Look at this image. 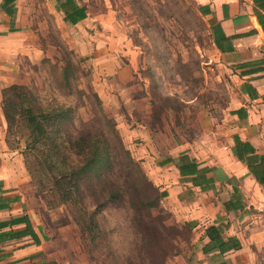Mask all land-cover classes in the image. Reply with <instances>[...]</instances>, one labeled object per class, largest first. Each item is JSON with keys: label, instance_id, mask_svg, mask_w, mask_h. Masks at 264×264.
Listing matches in <instances>:
<instances>
[{"label": "crops", "instance_id": "0c3cea01", "mask_svg": "<svg viewBox=\"0 0 264 264\" xmlns=\"http://www.w3.org/2000/svg\"><path fill=\"white\" fill-rule=\"evenodd\" d=\"M192 1L230 82L223 104L206 106L186 125L154 121L139 61L127 44L115 42L114 28L103 43L101 26L114 11L104 10L102 0L1 2L0 222L9 224L0 229V264H91L74 236L51 227V212L40 204L21 154L9 151L4 139L2 92L27 84L37 69L40 35L47 34L41 3L66 28L79 29L71 44L89 54L87 81L145 176L164 193L157 203L166 214L162 224L179 231L164 264H264V184L247 164L264 156V0ZM211 225L221 227L223 238H237L240 248L204 252Z\"/></svg>", "mask_w": 264, "mask_h": 264}, {"label": "rangeland", "instance_id": "374dc122", "mask_svg": "<svg viewBox=\"0 0 264 264\" xmlns=\"http://www.w3.org/2000/svg\"><path fill=\"white\" fill-rule=\"evenodd\" d=\"M102 3L104 10L114 11L113 18L106 14L110 18L101 26L103 43L110 41L108 33L114 28L115 42L129 46L132 59L139 61V72L145 78L143 91L157 124L165 119L168 125H186L206 106L223 104L229 72L192 0ZM39 10L47 34L40 35L42 51L37 69L32 68L25 84L27 94L43 109L68 107L69 118L60 123L57 136L51 131L42 141H35L24 114L30 102L19 107L8 95L7 148L21 154L40 204L51 212V227L56 232L64 227L74 236L91 264H164L177 247L176 231L162 224L166 217L162 209L150 207L155 189L117 129L118 123L104 112L101 99L87 81L85 60L89 54L71 44L79 29L66 28L45 3L39 4ZM101 77L97 75L99 82ZM88 132L107 139L109 167H98L71 181L61 174L69 165L79 166L82 158L68 140L75 141ZM70 189L72 194H66ZM64 200L70 202L62 204ZM186 233L183 231V236Z\"/></svg>", "mask_w": 264, "mask_h": 264}, {"label": "trees", "instance_id": "16d2710c", "mask_svg": "<svg viewBox=\"0 0 264 264\" xmlns=\"http://www.w3.org/2000/svg\"><path fill=\"white\" fill-rule=\"evenodd\" d=\"M83 17V15H82ZM71 21H75L73 18ZM9 95L13 96V100H17L19 107L24 101H29L30 106L25 109V115L28 124L30 125V134L34 136L35 141H42L47 135L53 131L56 136L59 134V125L61 122L69 118L70 110L68 107H62L61 105H55L54 107H45L43 109L39 106V103H35L32 100L33 97L27 94V86L21 84H13L5 88L2 92V110L4 117L9 124L10 113L7 110L6 100ZM106 118L105 115H103ZM114 124V123H113ZM114 126V125H113ZM55 127V128H53ZM114 131V129H113ZM61 135V133H60ZM37 137V138H36ZM69 144L73 147L75 145L78 148V155L82 158V163L79 166L69 165L66 170H63L65 175L75 181L76 179L85 176L91 172H94L98 167L108 166L109 144L104 135L100 133H85L78 137L75 141L68 140ZM250 171L255 175L256 179L264 184V156L261 157L258 163L247 160ZM145 175V174H144ZM146 177V176H145ZM149 185L155 189V197L151 200L150 207H157L159 199L164 195L163 192L158 190L152 185V183L146 177ZM66 194H72L70 189ZM70 202L69 200L61 201L62 204ZM11 225L17 223V218L10 220ZM9 223L7 221L0 222V229L6 227ZM170 227V226H167ZM173 228V227H172ZM176 233L179 231L176 230ZM7 233V232H6ZM206 236L209 238V242L204 247V252L216 249L221 253H225L229 250H235L240 248V242L235 237H229L227 239L222 236V229L219 226L211 225L206 229Z\"/></svg>", "mask_w": 264, "mask_h": 264}, {"label": "built area", "instance_id": "2783aa9c", "mask_svg": "<svg viewBox=\"0 0 264 264\" xmlns=\"http://www.w3.org/2000/svg\"><path fill=\"white\" fill-rule=\"evenodd\" d=\"M3 0H0V4ZM261 63H262V66L264 68V49L262 50V53H261Z\"/></svg>", "mask_w": 264, "mask_h": 264}]
</instances>
